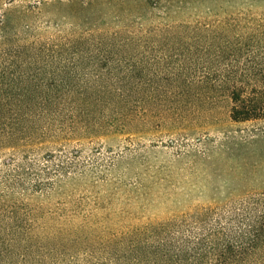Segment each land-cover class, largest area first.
<instances>
[{
    "label": "rangeland",
    "instance_id": "rangeland-1",
    "mask_svg": "<svg viewBox=\"0 0 264 264\" xmlns=\"http://www.w3.org/2000/svg\"><path fill=\"white\" fill-rule=\"evenodd\" d=\"M32 5L29 38L142 35L139 50L156 60L192 25L232 33L237 20H264V0H0V14ZM230 106L219 95L180 120L141 106L99 133L41 121L29 138L1 137L0 218L76 264L92 251L106 260L112 239L264 191V119L233 121Z\"/></svg>",
    "mask_w": 264,
    "mask_h": 264
},
{
    "label": "trees",
    "instance_id": "trees-1",
    "mask_svg": "<svg viewBox=\"0 0 264 264\" xmlns=\"http://www.w3.org/2000/svg\"><path fill=\"white\" fill-rule=\"evenodd\" d=\"M36 8L0 14V138H29L41 121L99 133L132 121L141 106L180 120L187 105L219 95L228 98L233 121L264 119V20H237L232 33L223 25H192L189 40L156 60L139 50L142 35L29 38L31 27L22 22ZM83 55L91 60L86 70ZM154 64L163 68L152 71ZM102 247L106 260L92 251L76 264H264V191ZM59 248L0 218V264H72Z\"/></svg>",
    "mask_w": 264,
    "mask_h": 264
}]
</instances>
